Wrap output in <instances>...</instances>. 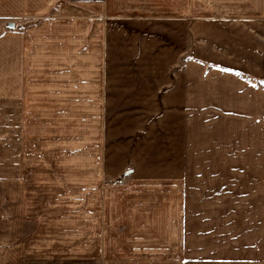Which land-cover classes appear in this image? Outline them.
Wrapping results in <instances>:
<instances>
[{
  "label": "crops",
  "instance_id": "crops-1",
  "mask_svg": "<svg viewBox=\"0 0 264 264\" xmlns=\"http://www.w3.org/2000/svg\"><path fill=\"white\" fill-rule=\"evenodd\" d=\"M0 17L44 19L27 31L7 21L4 50L18 57L11 65L75 58L79 47L94 58L89 65L106 64L109 32L145 34L137 48L150 50V64L162 44L167 83L153 87L167 88L160 108L167 126L158 137L167 142V172L148 168L140 183L154 202L156 193L167 194L159 207L167 211L159 221L148 217L162 224L159 232L134 234L143 242L135 256L156 250L167 264H264V0H0ZM21 74L3 78L4 96H27L34 81L47 79ZM91 74L82 78L84 89L95 82L93 96L106 103V74ZM9 247L4 263L22 264V238Z\"/></svg>",
  "mask_w": 264,
  "mask_h": 264
},
{
  "label": "rangeland",
  "instance_id": "rangeland-1",
  "mask_svg": "<svg viewBox=\"0 0 264 264\" xmlns=\"http://www.w3.org/2000/svg\"><path fill=\"white\" fill-rule=\"evenodd\" d=\"M10 19L0 17V264L20 238L22 264H167L156 250L139 257L133 250L143 245L134 234L159 232L162 224L150 220L167 211L159 208L167 194L156 193L154 202L140 183L148 168L167 172V142L158 139L167 126L160 110L167 88L153 87L167 83V49L157 44L150 64V50L137 48L145 34L109 32L106 64L89 65L94 58L79 47L75 58L52 51L53 58L11 65L18 57L3 40ZM42 19L11 21L27 31ZM170 40L179 46V35ZM12 72L53 81H34L27 96H4L3 78ZM85 73L106 74V103L93 96L95 82L84 89ZM67 74L77 79H62ZM84 249L105 255L85 257Z\"/></svg>",
  "mask_w": 264,
  "mask_h": 264
},
{
  "label": "built area",
  "instance_id": "built-area-1",
  "mask_svg": "<svg viewBox=\"0 0 264 264\" xmlns=\"http://www.w3.org/2000/svg\"><path fill=\"white\" fill-rule=\"evenodd\" d=\"M73 1H77V2H79V1H91V0H73Z\"/></svg>",
  "mask_w": 264,
  "mask_h": 264
}]
</instances>
